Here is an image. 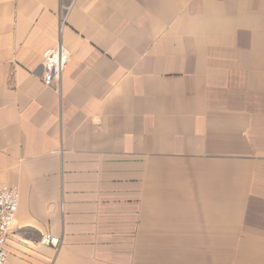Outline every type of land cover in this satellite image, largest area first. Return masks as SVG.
Returning <instances> with one entry per match:
<instances>
[{"label":"crops","instance_id":"obj_1","mask_svg":"<svg viewBox=\"0 0 264 264\" xmlns=\"http://www.w3.org/2000/svg\"><path fill=\"white\" fill-rule=\"evenodd\" d=\"M0 178L6 264H264V0H0Z\"/></svg>","mask_w":264,"mask_h":264},{"label":"built area","instance_id":"obj_2","mask_svg":"<svg viewBox=\"0 0 264 264\" xmlns=\"http://www.w3.org/2000/svg\"><path fill=\"white\" fill-rule=\"evenodd\" d=\"M69 59V51L61 44L47 49L43 57L42 81L46 85H60L62 73ZM19 198L18 189L4 183L0 178V264H6L8 260L6 243L16 219ZM41 242L58 247L59 238L46 233L41 238Z\"/></svg>","mask_w":264,"mask_h":264},{"label":"rangeland","instance_id":"obj_3","mask_svg":"<svg viewBox=\"0 0 264 264\" xmlns=\"http://www.w3.org/2000/svg\"><path fill=\"white\" fill-rule=\"evenodd\" d=\"M232 238H234V237H232ZM237 248V244L236 243H232L231 244V256H232V258H231V264H247V263H251V264H254L255 263V260H238V259H235L234 257H235V255H236V248ZM203 249H200V252L202 251ZM222 263H224V264H227V260H226V258H225V260H224V262L222 261ZM221 263V264H222Z\"/></svg>","mask_w":264,"mask_h":264}]
</instances>
